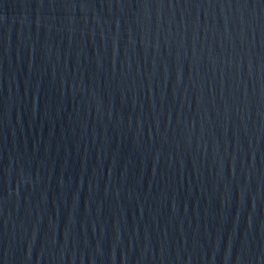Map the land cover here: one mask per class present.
<instances>
[{
	"label": "water",
	"instance_id": "95a60500",
	"mask_svg": "<svg viewBox=\"0 0 264 264\" xmlns=\"http://www.w3.org/2000/svg\"><path fill=\"white\" fill-rule=\"evenodd\" d=\"M0 264H264V0H0Z\"/></svg>",
	"mask_w": 264,
	"mask_h": 264
}]
</instances>
